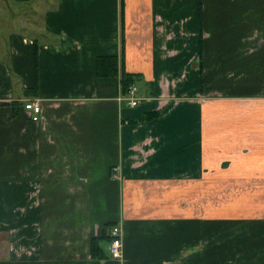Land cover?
I'll return each instance as SVG.
<instances>
[{
	"label": "crops",
	"instance_id": "obj_1",
	"mask_svg": "<svg viewBox=\"0 0 264 264\" xmlns=\"http://www.w3.org/2000/svg\"><path fill=\"white\" fill-rule=\"evenodd\" d=\"M41 23L0 50V264H264V0H55ZM106 222L119 260L90 257Z\"/></svg>",
	"mask_w": 264,
	"mask_h": 264
},
{
	"label": "rangeland",
	"instance_id": "obj_2",
	"mask_svg": "<svg viewBox=\"0 0 264 264\" xmlns=\"http://www.w3.org/2000/svg\"><path fill=\"white\" fill-rule=\"evenodd\" d=\"M8 1V4L0 3V50L5 46L6 36L10 30L20 29L22 35L33 36L38 42H43L41 40H45L47 35L43 31L41 19H43L45 12L52 10L55 0H28L24 3ZM31 1L33 2L31 3ZM5 239V236L2 235L0 240L6 246ZM100 244L105 248L104 242ZM105 251H107L106 248ZM163 264H182V259H169Z\"/></svg>",
	"mask_w": 264,
	"mask_h": 264
},
{
	"label": "trees",
	"instance_id": "obj_3",
	"mask_svg": "<svg viewBox=\"0 0 264 264\" xmlns=\"http://www.w3.org/2000/svg\"><path fill=\"white\" fill-rule=\"evenodd\" d=\"M120 2V13L122 11V0ZM34 49H36L35 42L33 41ZM35 54V50H34ZM35 72V70H34ZM95 74L98 77H115L118 75V85L119 93L125 95L129 85L134 84V82L139 78L138 75L134 73L125 72L119 64V73L117 71V59L115 56L110 55H98L95 59ZM34 86L32 89L28 90V94H33ZM12 107H14L12 103ZM154 116V113H145L143 119H148ZM112 222L103 223L101 226V234L99 236H92L88 239V251L91 258L94 259H106L108 258L107 251L101 246V242L105 244L110 240L109 228L112 226Z\"/></svg>",
	"mask_w": 264,
	"mask_h": 264
},
{
	"label": "built area",
	"instance_id": "obj_4",
	"mask_svg": "<svg viewBox=\"0 0 264 264\" xmlns=\"http://www.w3.org/2000/svg\"><path fill=\"white\" fill-rule=\"evenodd\" d=\"M136 87L134 84L128 86L126 94L122 95V99L125 103L133 107L138 102V98L135 95ZM22 109L27 113L29 119L33 122L38 121L40 118V106L36 100H25L22 103ZM110 240L107 243V254L112 259L119 260L121 257V230L117 225L110 226L109 230Z\"/></svg>",
	"mask_w": 264,
	"mask_h": 264
}]
</instances>
